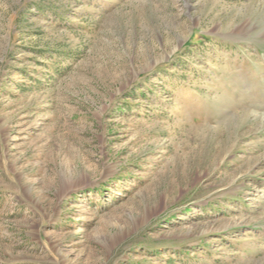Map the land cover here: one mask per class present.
I'll return each mask as SVG.
<instances>
[{
	"label": "rangeland",
	"instance_id": "rangeland-1",
	"mask_svg": "<svg viewBox=\"0 0 264 264\" xmlns=\"http://www.w3.org/2000/svg\"><path fill=\"white\" fill-rule=\"evenodd\" d=\"M0 264H264V0H0Z\"/></svg>",
	"mask_w": 264,
	"mask_h": 264
},
{
	"label": "bare ground",
	"instance_id": "bare-ground-1",
	"mask_svg": "<svg viewBox=\"0 0 264 264\" xmlns=\"http://www.w3.org/2000/svg\"><path fill=\"white\" fill-rule=\"evenodd\" d=\"M248 27V26H247ZM245 30V29H244ZM244 30H240L239 33L237 31L235 32H231V34L229 35L230 38H232V40L234 41H240V40H245L246 37H248L249 35H244L245 32H248L249 30L246 29L245 31ZM248 30V31H247ZM258 42V41H257ZM229 98V97H228Z\"/></svg>",
	"mask_w": 264,
	"mask_h": 264
}]
</instances>
